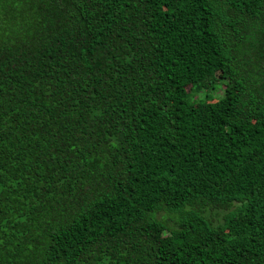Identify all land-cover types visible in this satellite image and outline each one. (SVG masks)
<instances>
[{"label": "trees", "instance_id": "16d2710c", "mask_svg": "<svg viewBox=\"0 0 264 264\" xmlns=\"http://www.w3.org/2000/svg\"><path fill=\"white\" fill-rule=\"evenodd\" d=\"M0 264H264V0H0Z\"/></svg>", "mask_w": 264, "mask_h": 264}, {"label": "rangeland", "instance_id": "374dc122", "mask_svg": "<svg viewBox=\"0 0 264 264\" xmlns=\"http://www.w3.org/2000/svg\"><path fill=\"white\" fill-rule=\"evenodd\" d=\"M221 93H222L221 88H217V89L211 91V92H210V95H211L212 98H213V97H216L217 94L220 95Z\"/></svg>", "mask_w": 264, "mask_h": 264}]
</instances>
